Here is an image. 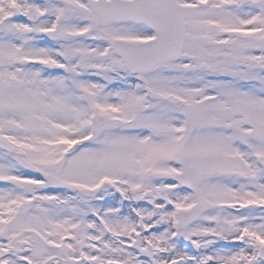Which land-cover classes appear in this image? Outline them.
Here are the masks:
<instances>
[{
    "label": "snow or ice",
    "instance_id": "6c2138e0",
    "mask_svg": "<svg viewBox=\"0 0 264 264\" xmlns=\"http://www.w3.org/2000/svg\"><path fill=\"white\" fill-rule=\"evenodd\" d=\"M0 264H264V0H0Z\"/></svg>",
    "mask_w": 264,
    "mask_h": 264
}]
</instances>
